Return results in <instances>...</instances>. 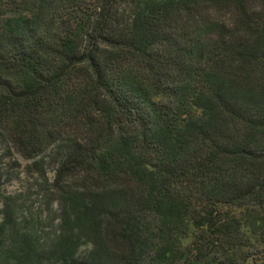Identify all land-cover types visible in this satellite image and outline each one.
<instances>
[{"label": "trees", "instance_id": "16d2710c", "mask_svg": "<svg viewBox=\"0 0 264 264\" xmlns=\"http://www.w3.org/2000/svg\"><path fill=\"white\" fill-rule=\"evenodd\" d=\"M0 145V264H264V0H0Z\"/></svg>", "mask_w": 264, "mask_h": 264}, {"label": "rangeland", "instance_id": "374dc122", "mask_svg": "<svg viewBox=\"0 0 264 264\" xmlns=\"http://www.w3.org/2000/svg\"><path fill=\"white\" fill-rule=\"evenodd\" d=\"M0 154L3 156V188L14 198L18 211L22 210L19 216L32 214L33 228L38 234L52 236L58 227L59 215L55 203L50 209L47 200L43 197L42 179L38 178V173L29 169L28 162L19 159L16 155H8L3 145H0ZM46 172L47 179L50 180L51 164L46 165Z\"/></svg>", "mask_w": 264, "mask_h": 264}]
</instances>
